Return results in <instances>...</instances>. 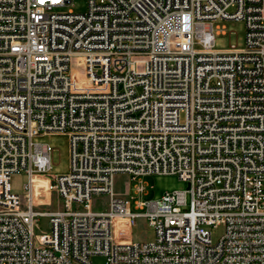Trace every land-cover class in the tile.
Instances as JSON below:
<instances>
[{
    "label": "built area",
    "instance_id": "built-area-1",
    "mask_svg": "<svg viewBox=\"0 0 264 264\" xmlns=\"http://www.w3.org/2000/svg\"><path fill=\"white\" fill-rule=\"evenodd\" d=\"M70 1L0 0V264H264V0ZM220 19L245 22L243 47H216ZM44 134L68 135L67 172ZM118 173L188 186L136 199Z\"/></svg>",
    "mask_w": 264,
    "mask_h": 264
},
{
    "label": "rangeland",
    "instance_id": "rangeland-1",
    "mask_svg": "<svg viewBox=\"0 0 264 264\" xmlns=\"http://www.w3.org/2000/svg\"><path fill=\"white\" fill-rule=\"evenodd\" d=\"M87 10V0H71L65 6L58 9V11L67 12H85ZM214 28L216 32V47L219 49L227 48L231 44H236L243 47L245 43V22L242 20H227L220 19L214 21ZM71 71L83 75L85 66L79 62L77 57H73L70 63ZM34 142L51 145L54 150L52 153L53 165L50 170L51 173H65L69 169L70 164V141L66 134H44L33 137ZM27 182V175L25 173L15 174L12 177V190L22 196L24 203L25 189L24 184ZM43 183V182H42ZM115 190L117 192H124L126 186L129 184L133 191L138 184L144 186V191L140 195H135L136 199H158L168 191L177 189H186L188 183L178 175L174 174H149L139 177L136 180L131 179L130 176L123 173H118L114 176ZM46 202V203H43ZM109 198L106 194L93 196V207L96 210H104L108 207ZM36 208L39 210L56 209L62 206L54 193L42 191L37 198H35ZM50 203V204H49ZM117 224L121 226V222L117 220ZM39 226L42 229L49 230L48 217L45 215L39 218ZM39 231L38 228H36ZM119 228L116 227L118 231ZM221 231L219 229L218 233ZM133 238L139 241H149L154 238L153 228L148 224L144 218H139L132 230ZM93 264H106L105 257L100 254L91 256Z\"/></svg>",
    "mask_w": 264,
    "mask_h": 264
},
{
    "label": "bare ground",
    "instance_id": "bare-ground-1",
    "mask_svg": "<svg viewBox=\"0 0 264 264\" xmlns=\"http://www.w3.org/2000/svg\"><path fill=\"white\" fill-rule=\"evenodd\" d=\"M117 220H119L121 223L123 222V220H121V219H117ZM116 227H117V228H120V225L117 224V221H116Z\"/></svg>",
    "mask_w": 264,
    "mask_h": 264
}]
</instances>
